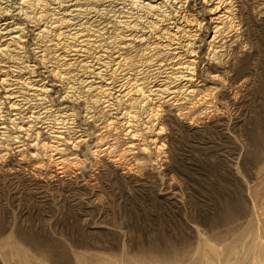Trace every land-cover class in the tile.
<instances>
[{
    "label": "rangeland",
    "instance_id": "374dc122",
    "mask_svg": "<svg viewBox=\"0 0 264 264\" xmlns=\"http://www.w3.org/2000/svg\"><path fill=\"white\" fill-rule=\"evenodd\" d=\"M28 1L0 0V26L10 21L25 30L17 50L0 55V70H33L32 78L49 92L24 105L22 121L53 126L73 138L53 159L41 147L42 136L22 135L25 145L5 139L0 264H264V0L233 1V16L225 8L209 13L216 4L205 0L186 4L198 24L196 74L203 86L193 96L180 92V100L153 97L147 106L156 116L147 122L149 110L137 112L134 139L117 121L124 106L113 97L95 103L87 92L99 79L80 63L67 69L56 59L54 22L64 17L71 0ZM82 1L91 13L73 21L86 22L84 28H71L83 29L107 51L105 56L90 45L81 55L85 62L100 67L98 55L110 65L120 54L128 58L120 71L109 68L104 74L105 83L116 88L127 76L157 80L160 63L152 49L145 51L156 42L148 29L156 15L138 3L132 6V0ZM42 12L45 18L38 23L33 18ZM124 20L140 26L134 35L146 33L140 42H127L126 50L121 41L130 32L119 25ZM37 27H47V37L37 36ZM66 94L69 102L62 101ZM65 107L73 115L67 119L59 117ZM0 116L10 119L2 94ZM109 120L116 124L105 127ZM57 157L68 161L64 169L56 170Z\"/></svg>",
    "mask_w": 264,
    "mask_h": 264
},
{
    "label": "bare ground",
    "instance_id": "6f19581e",
    "mask_svg": "<svg viewBox=\"0 0 264 264\" xmlns=\"http://www.w3.org/2000/svg\"><path fill=\"white\" fill-rule=\"evenodd\" d=\"M80 1L81 0H71L70 1L71 4L70 3H69L70 5L68 4L67 13L64 14V17L55 20V22H54L55 26L53 27V30H54V33L56 36L57 43L51 45L52 49H54L57 53L56 59L58 61H61L64 63V64L62 63L64 68L71 69L72 66L73 67H74V65L77 66V64L80 63V66L84 70H86L87 72L89 71V73L91 72L95 76L94 78H96L97 80L99 79V81H96V82H93L91 80L92 82L90 81L91 83L86 87L88 89L87 92H90L91 94H93V97H95V103L100 102V101L98 102V98L100 99V97H107V98L113 97L115 99L116 103H118L117 105L124 106L123 110L118 113L119 118L117 116V118H118L117 121L122 124V126L125 128V131H126L127 135H129V137L134 139V137L136 136L135 133L133 134L131 129L133 128V123L136 122L135 121L136 120V114H137V112H139V110L142 109L141 111H143V109L146 107L149 110V117L147 116V118H148L147 122L153 121L151 119H153L156 116L155 110L152 108H149L147 106V105H149V103L151 102L153 97H159L160 98V97L168 96L169 97L168 99H171V98L178 97V94L180 92H181V94L186 93V94H188V96L189 95L193 96V94H195L197 91H199V88L201 87V85L203 86V84H202L203 81H201L197 77V74H196V71H197L196 65L198 62V61H196L197 54H198L197 49L201 48V46L198 45L200 43L198 31H194V26H196L198 24H196L197 21H195L196 20L195 19L196 17H194L195 15L191 13L192 10H190V9L186 10V8H187V6H189L188 4L190 3L191 0H146V2H142L141 0H132V6H134V4H136V3H138L140 5V7L144 9V11L146 10L149 12L148 13L149 15L150 14L156 15L154 17V20L152 19L153 21H151L149 23V28H148L150 30V34L151 33L154 34V36H155L154 38H155L156 42H155V44L154 43L152 44L153 45L152 48L149 45H147V47H145L146 48L145 51L152 49V51H153L152 53L155 57V61L160 63L158 65V67L155 69L156 72H154V73L156 74V77L157 76H160V77H158L157 80H155L151 83L150 82L146 83V82H141L140 80L136 79L135 77L131 78V77L127 76L125 79V82L122 83L121 86L118 85L119 87H117V88L114 86L113 83H110V84L105 83L106 79H105L104 74L108 71L109 68L111 69L110 73H113V74L120 71L123 64L128 62L129 60H128V58H125V56L124 57L121 56V54L119 52H116V54L119 53L120 55L115 57L114 61H111L112 65H110L107 61L106 62L102 61L103 60L102 57H104L103 55H98V56L94 57V58H96V61L99 63V64L98 63L97 64L100 67H91L93 65L92 63H91L92 65L90 66L87 64V63H89V61L87 63L85 62L87 60V57H85L84 58L85 60H84L81 55L83 53L84 54L86 53V49L88 46L91 45V46L96 47L98 50L101 51L102 54H105V56L107 54V51L105 50V48L103 49L101 47V45L103 43L101 45L99 44L100 42L94 43L95 41H92L90 36L84 35L82 32V31H84L83 29L81 31V29H74L73 28L74 31H71V30H73L71 27L84 28V25L86 24V22H82V23H76L75 22V23H73V21L82 15L86 16V14L91 13V9L88 7H86L84 9L80 5V3H81ZM83 1L88 3L90 0H83ZM233 1L235 2L234 4L237 3V0H205V4H207V5L210 4L209 6L212 5L211 3L216 4L215 8L211 9L209 12L211 14L215 13L216 11H219L221 8H225L226 9L225 13L228 14V16H233L232 15L233 9H235L234 8L235 5L233 4ZM22 3L28 4L29 1L28 0H24V1L21 0V4ZM186 4H187V6H186ZM169 9H171V10H169ZM126 14H128V12ZM45 15L46 14H44V12H42L38 16L34 17L33 19L36 22L40 23V21L45 18ZM226 18L228 19L229 17H226ZM226 18H224V19H226ZM232 19H234V18H232ZM232 19H230V20H232ZM130 21L124 20L123 22L119 23L120 27H123L125 30H128V32H130L129 37L127 38V36H126L123 39V41H121V42H125L121 47V49H125V50L127 47V45H125V44L127 42H131L135 38L139 39V42H140L141 38L144 37L146 34V33L145 34L143 33L141 36L140 35L138 36L137 34L134 35L135 33H138V31H139L138 28L140 26L137 23H135L133 21L130 22ZM181 22L183 24H185V26L183 24H181ZM146 23H148V22H146ZM69 28H71V30L65 31ZM107 28H109V27H107ZM219 28H221V27H219ZM216 29H218V28H216ZM230 29H231V27H230ZM104 30H106V28ZM197 30H199V29L197 28ZM117 32H119V31H117ZM24 34H25V30L19 24H13V22H10V21L9 22L6 21L5 23H3L0 26V39H2V41L0 40V55H7L12 49L17 50L20 46V42H23V38L25 37ZM48 34H49V30L47 29V27H37V34H36L37 36L47 37ZM116 34H118V33H116ZM97 35H98V33H97ZM148 36L149 35H147V37ZM93 37H95V36H93ZM101 37H103V36H101ZM116 37H118V36H116ZM121 37H123V36H121ZM148 38H150V37H148ZM202 38H204V37H202ZM64 40H66V42L67 41L70 42V45H67L68 43H65L67 46H64L62 43V41L64 42ZM212 40H214V39H212ZM101 41H102V39H101ZM92 42H93V44H92ZM94 47H92V48H94ZM216 48H219V47H216ZM112 49H113V47H112ZM120 51H122V50H120ZM211 51H213V50H211ZM89 53H91V52L89 51ZM142 53H144V52H142ZM148 53H146V56ZM80 58H82L83 60L79 61ZM211 58H213V56H210L209 58L207 57L205 59L208 60V62H209V60H211ZM111 60H113V59L111 58ZM152 61H154V60H152ZM148 64H149V62H148ZM124 66H125V64H124ZM5 68L8 70L7 72H4V69L0 70V94H2V99L5 102V105H6V108L8 110L10 119L6 120L0 116V157L2 156V154L4 152V150H3L4 145L3 144H4L6 138H12V140L7 139L8 142H12V143L15 142L16 144H19V145H25L24 140H20L21 136L24 134H27L29 132L30 133L32 132L36 136H42L43 137V139L40 141L41 147L44 148L45 150H48V152H50L52 154L50 158L53 159L54 154L56 155L57 153H60V150L62 152L61 146L63 147L64 144H69L68 143V142H70L69 140L72 139L73 137L70 139H67L65 137V136H67L65 132L55 131L56 129H54L53 126H49V127H47V126L46 127H42V126L37 127L38 125L37 126L36 125L31 126L30 125L29 126V125L25 124L21 119V115L24 113V105H27V103L31 100H35V99L41 100L49 92V90L46 88L45 85H43L41 83L42 80L32 78L33 70H31L29 67H24L23 70H19V69L15 70V71H17V73L15 71H13L14 69L11 66H8V67L5 66ZM74 68H76V67H74ZM132 68H133V66H132ZM147 68H149V67H147ZM151 70H154V68ZM63 71H65V70L63 69ZM124 71H122V72H124ZM26 72L31 73L30 78L22 79L21 77H19L18 74H22V73H26ZM49 74L51 77L62 78V81L64 79L63 77L60 76V74L56 75L54 70H50ZM65 75H67V74H65ZM69 78L66 77V80H68ZM182 83H184L185 85L181 87ZM183 91H184V93H183ZM185 96L187 97V95H185ZM70 99H71V96L69 94H66L63 97L62 101L69 102ZM178 99H179V97H178ZM171 100H173V99H171ZM71 116H73V115L69 113V111L66 107L61 109V115L59 116L60 118H63V119L66 118L67 119V117H71ZM31 118H32V116H31ZM37 119H39V117H37L36 120ZM40 119H41V117H40ZM9 124L12 125V128H11L12 130H10ZM115 124H116V122L109 120L105 127H110L111 125L113 127V125H115ZM158 133H160V132H157V134ZM79 142H81V139ZM29 147L33 148L34 145H31ZM16 149H18L17 152H18V154H20L21 153L20 147H17ZM65 151H67V150H65ZM95 152H97V151H95ZM65 157H63V158H65ZM63 158L57 157V159H54L53 164L55 165L56 170H59L60 168L64 169L66 167V165L68 164L67 163L68 161L63 159ZM257 263L259 264V261Z\"/></svg>",
    "mask_w": 264,
    "mask_h": 264
}]
</instances>
